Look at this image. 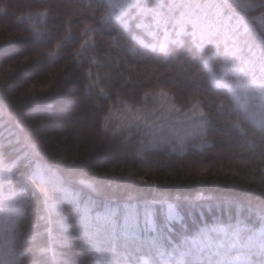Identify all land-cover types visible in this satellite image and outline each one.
Returning <instances> with one entry per match:
<instances>
[{
  "label": "trees",
  "instance_id": "obj_1",
  "mask_svg": "<svg viewBox=\"0 0 264 264\" xmlns=\"http://www.w3.org/2000/svg\"><path fill=\"white\" fill-rule=\"evenodd\" d=\"M204 2L139 0L162 19L152 38L154 16L138 26L137 8L119 15L113 0H0L11 264H264V104L239 70L247 42L264 47V0H217L219 34L200 36L189 30ZM158 93L200 106L201 144L150 147L142 128L112 124ZM88 208L152 221L101 232Z\"/></svg>",
  "mask_w": 264,
  "mask_h": 264
},
{
  "label": "rangeland",
  "instance_id": "obj_2",
  "mask_svg": "<svg viewBox=\"0 0 264 264\" xmlns=\"http://www.w3.org/2000/svg\"><path fill=\"white\" fill-rule=\"evenodd\" d=\"M171 2L173 0H170ZM234 2L240 0H233ZM139 0H113L114 5L119 9V15L125 14L122 7L128 9L133 7L137 8L136 11L141 14L138 16V26L147 25L144 17L147 15L154 16L152 22L155 28L149 30L152 38H159L156 33V27L161 26V18L157 16V11L153 8H141L138 4ZM196 4L195 6H197ZM146 6V5H145ZM201 16L203 21H191V28L189 30L192 34H199L204 36L208 29L212 30L213 34H219L222 21L220 16L223 11L220 10V4L217 0H205L204 4L200 5ZM209 16V18H205ZM134 17V15H132ZM179 18V17H178ZM206 19L209 20L208 24L204 25ZM205 20V21H204ZM181 22V19H178ZM188 21H182V29L185 28ZM226 23V20H224ZM164 34L160 38L169 35L171 30L163 28ZM195 32V33H194ZM226 40V39H224ZM240 72L248 77V82L243 84V91L249 98L252 95L254 103L262 106L264 104V47L258 43L245 44V54L240 60ZM250 85V86H249ZM248 102V101H247ZM243 105L247 106L245 102ZM247 111V110H246ZM118 130H129L142 128L145 136L149 138L147 144L150 147H157L167 145L176 152L185 150L187 146H198L204 140V132L207 127V118L198 104L192 105L187 110L177 107L165 93H158L155 97V103L146 109L123 107L113 113L111 121ZM1 125V122H0ZM4 128L1 133H5ZM7 135V133H6ZM1 166V165H0ZM2 172L0 167V264H11L12 259L8 254L6 242L10 239V232L14 221L16 219L15 213V200L8 201L5 199V182L2 180ZM170 214L175 213L173 207H168ZM113 213V214H112ZM115 210L108 211L107 213L91 212L89 208L85 212V219L88 224L94 227L95 230L101 231L104 229H114L121 225L130 231H136L139 228L147 227L151 224V216L143 214L139 219L135 214L125 215L120 223L116 219H112ZM128 227V228H127Z\"/></svg>",
  "mask_w": 264,
  "mask_h": 264
}]
</instances>
